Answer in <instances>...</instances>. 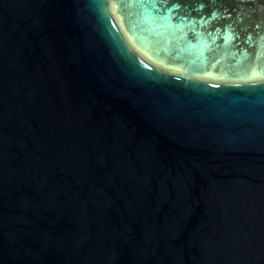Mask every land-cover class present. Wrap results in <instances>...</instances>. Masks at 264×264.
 <instances>
[{
	"label": "water",
	"instance_id": "obj_1",
	"mask_svg": "<svg viewBox=\"0 0 264 264\" xmlns=\"http://www.w3.org/2000/svg\"><path fill=\"white\" fill-rule=\"evenodd\" d=\"M0 264H264V0H0Z\"/></svg>",
	"mask_w": 264,
	"mask_h": 264
}]
</instances>
